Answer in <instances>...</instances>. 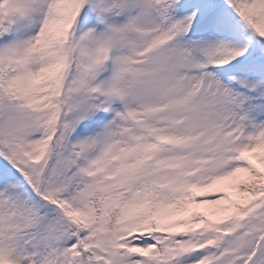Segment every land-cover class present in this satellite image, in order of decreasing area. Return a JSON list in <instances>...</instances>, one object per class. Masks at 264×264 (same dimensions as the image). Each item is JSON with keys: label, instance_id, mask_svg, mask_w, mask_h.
Masks as SVG:
<instances>
[{"label": "snow or ice", "instance_id": "1", "mask_svg": "<svg viewBox=\"0 0 264 264\" xmlns=\"http://www.w3.org/2000/svg\"><path fill=\"white\" fill-rule=\"evenodd\" d=\"M0 264H264V0H0Z\"/></svg>", "mask_w": 264, "mask_h": 264}]
</instances>
